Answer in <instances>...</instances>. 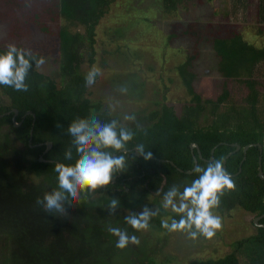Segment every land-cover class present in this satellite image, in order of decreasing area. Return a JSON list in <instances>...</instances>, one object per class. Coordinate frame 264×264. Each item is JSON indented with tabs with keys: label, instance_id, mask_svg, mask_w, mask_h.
<instances>
[{
	"label": "trees",
	"instance_id": "1",
	"mask_svg": "<svg viewBox=\"0 0 264 264\" xmlns=\"http://www.w3.org/2000/svg\"><path fill=\"white\" fill-rule=\"evenodd\" d=\"M25 1L8 0L4 9L10 14L0 11V22L23 16L22 6L23 11L28 6ZM51 1L58 18L67 23L58 30L59 53L54 60L58 63L60 81L33 66L27 92L0 86V264H119L118 260H124L120 264H157L155 254L164 251L162 246L147 247L142 238L139 245L130 243L123 249L118 248V237L108 227L126 229L129 235L139 238L141 230L128 225L124 216L129 211L136 212L135 208L152 193L163 198L173 182L177 184L185 179L191 183L196 179L193 170L187 173L193 168L194 159L206 165L211 156L212 160L223 156L225 169L236 181V190L225 191L220 206L213 211L222 214L240 208L252 213L254 219L264 214V179L257 173L259 147L250 146L242 160L244 145L260 144L264 172V76L260 79L255 74L257 68H264V40L248 41L242 30L221 36L204 27V13L200 8L196 14L200 26L189 22L183 28V37L192 36L190 49L198 56L205 50L200 45L208 43L207 47L210 46L218 59L217 65L214 64L221 77L235 79L246 86L243 102L230 101V93L225 88L214 99H202L192 91L194 75L187 71V63L179 65L178 72L190 94L189 103H184L177 114L173 106L162 102L127 125L136 132L128 147L134 149L142 143L153 153V158L145 161L143 157L132 159L130 155L128 169L118 173L114 183L92 193L86 203L66 206L68 212L62 217L45 212L36 201L58 187L55 161L71 164L77 158L68 125L93 113L102 121L118 119L113 114L109 116V110L89 96L85 77L93 68L81 72L82 63L93 60L95 28L108 13L109 0ZM160 1L166 17H171L174 9L177 17L176 6L181 0ZM78 25L84 32L70 30ZM254 26L251 32L264 38V0L258 7V22ZM245 30L250 31L248 27ZM253 34L248 37L256 38ZM6 47L0 45V50ZM192 60L193 56L186 58L189 63ZM259 85L263 86V92ZM13 109L18 111L15 116L18 126L12 121ZM28 111L31 113L27 114ZM47 141L51 142V148L43 154ZM191 143L198 145L200 158L196 149L190 153ZM232 143L240 144L241 149L233 152ZM69 148L73 151L71 161L64 157ZM40 156L50 161L41 162ZM137 185L141 186L138 192ZM112 197H118L121 202L114 215L107 210ZM162 214L168 212L162 210L159 215ZM170 217L180 218L176 213ZM254 219L251 222L254 233L232 242L229 252L186 264H264V217L258 220L259 225L253 223ZM151 225L157 228L159 221ZM170 258L166 257L160 264L170 263Z\"/></svg>",
	"mask_w": 264,
	"mask_h": 264
},
{
	"label": "rangeland",
	"instance_id": "2",
	"mask_svg": "<svg viewBox=\"0 0 264 264\" xmlns=\"http://www.w3.org/2000/svg\"><path fill=\"white\" fill-rule=\"evenodd\" d=\"M7 2L8 0H0V11L9 15L10 11L4 9ZM109 2L107 15L95 28L91 47L93 60L91 62L85 60L81 65V72L97 68L101 73L96 78V83L88 86L92 101L100 102L108 110L110 103L117 104L116 111L112 114L126 125H132L133 122L124 121L125 114H134L138 117L161 106L162 102L173 106L179 114L181 106L189 103L190 99L183 78L178 72L179 65L186 62L187 71L194 75L192 91L199 94L202 99H214L225 88L230 93V101L235 104L243 102V96L247 94L246 86L235 79L224 80L221 77L214 64L215 62L217 65L218 59L213 56L210 46L207 47L208 43L200 45L205 50L198 56L195 50L190 49L192 36L183 37V28L188 27L189 22L196 25L199 23L196 8L188 2L182 0L177 4V17L176 9L172 11L171 17H166L160 0H109ZM25 3L28 6L24 11L22 6L23 16L14 20L6 18L0 22V45L14 43L41 54L45 57V63L37 69L60 81L58 63L54 60L59 53L58 30L62 24L67 23L61 22L58 18L51 0H28ZM191 16H195V21H191ZM218 19L226 22L222 13L218 15ZM247 27L250 29L247 33L245 27H241V30L245 32L244 37L248 41L255 42L257 39L260 43L264 40L263 36L257 33H254L256 38L248 37V34H253L251 31L255 26ZM70 30L84 32L80 25L72 26ZM212 30L219 35H226L230 28L225 25L215 28L213 22ZM188 56H193L191 63L186 61ZM255 74L263 79L264 68L261 67V70L260 67L257 68ZM122 85L128 86L127 94L118 91ZM259 90L263 92L262 85H259ZM161 169L165 170V167L162 166ZM27 173L29 174L28 171ZM161 184L163 185L164 181ZM177 184L181 185L183 190V186L190 183L182 179ZM135 189L138 192L141 186L137 185ZM162 199L156 193H152L135 208L136 212L142 211L144 206L168 212L154 217L149 228L141 230V236L138 238L139 240L143 238L147 247L164 248V251L155 254L157 264L168 256L171 258L167 264H186L207 257H220L232 249L230 246L232 242L254 233L255 228L251 224L254 215L240 208L222 214L214 211V214L222 217L223 227L211 239L203 235L191 239L185 232H169L161 226V221L170 222V215L173 212L171 209L162 208ZM156 220L159 221L157 228L151 225L156 224ZM122 262L124 260H118L119 264Z\"/></svg>",
	"mask_w": 264,
	"mask_h": 264
},
{
	"label": "clouds",
	"instance_id": "3",
	"mask_svg": "<svg viewBox=\"0 0 264 264\" xmlns=\"http://www.w3.org/2000/svg\"><path fill=\"white\" fill-rule=\"evenodd\" d=\"M27 2V0H26ZM45 63V57L31 49L18 47L10 43L0 50V86L10 87L17 92H27L29 74L33 66L39 68ZM101 75L99 69H91L85 77V86H92ZM118 91L127 94L128 86L122 85ZM117 104H109V116L116 111ZM124 121L135 122L134 114H125ZM139 128V125H137ZM68 134L72 137L77 158L74 163L55 165L58 174V187L46 192L36 203L46 213L63 216L66 206L86 203L96 190L109 186L118 173L128 169L130 155L143 157L145 161L153 158V153L145 145L138 143L134 149L128 145L136 132L119 119L102 121L96 114L87 118H77L68 125ZM66 160H73L71 148L64 152ZM197 178L190 184H173L163 194L162 208L171 209L179 219L162 220L161 226L169 232H185L191 239L203 235L211 239L223 227L222 217L214 214L221 204L225 191H235L237 184L232 174L224 167V157L211 160L206 165L195 163L193 168ZM120 199L112 197L107 206L110 214H115L120 206ZM160 208L144 206L140 212L129 211L124 216L125 222L140 231L149 228L150 221L159 215ZM108 231L118 237L116 247L125 248L130 243L139 245L137 236L129 235L126 229L108 227Z\"/></svg>",
	"mask_w": 264,
	"mask_h": 264
},
{
	"label": "crops",
	"instance_id": "4",
	"mask_svg": "<svg viewBox=\"0 0 264 264\" xmlns=\"http://www.w3.org/2000/svg\"><path fill=\"white\" fill-rule=\"evenodd\" d=\"M185 1L188 2V4L192 5L193 8H196V11L199 8L203 10L204 13L203 17L205 21L204 27H209L212 29L213 22L215 24V28H217L220 25H225L228 28H230L228 34L241 32V27H247L252 25L254 26L255 25L254 22H258V7H260V5L262 4V0H185ZM221 13L223 15V19L226 22H221L220 19H218V15ZM191 17L192 20L191 19L190 20L195 21V16H191ZM198 22H199L198 25L200 26V21L198 20ZM249 22L253 24L250 25ZM221 36H227V34ZM191 171L189 173H191Z\"/></svg>",
	"mask_w": 264,
	"mask_h": 264
},
{
	"label": "water",
	"instance_id": "5",
	"mask_svg": "<svg viewBox=\"0 0 264 264\" xmlns=\"http://www.w3.org/2000/svg\"><path fill=\"white\" fill-rule=\"evenodd\" d=\"M13 112H14V116L12 117V121H13V123H14L15 126H18L19 123H17L16 120H15V116L17 115L18 111H17V109H13ZM26 113L29 114V113H31V112L28 111V112H26ZM31 133H32V129L30 130V139H31ZM44 144H45L46 148H45L43 154H44L45 152H47V151L51 148V142H50V141H47V142H45ZM38 145H41V143H39ZM231 145H232L233 147H235V150H234L233 152H235V151L241 149V146H240V144H238V143H232ZM253 145H257V146L259 147V150H260V154H259V156H258V172H257V173H258V176H259L261 179H264V172H263L262 167H261V145H260V144H253V143H251V144L244 145V146L242 147V151H243V158H242V160L245 159V157H246V152H247L248 148H249L250 146H253ZM192 149H196L195 151H196V153H197V157L200 158L201 154H200V151H199L198 145H197L196 143H191V144H189V150H190V153H191V154H192ZM212 154H213V150H211V155H212ZM228 155H229V154H228ZM228 155H227V156H228ZM192 156H193V155H192ZM193 159H194V157H193ZM211 159H212V156H211ZM39 160H40L41 162L50 161V160H47V159L43 158L42 156L39 157ZM55 162H56L57 164L59 163L58 161H55ZM193 163H194V166H195V163H196V160H195V159L193 160ZM194 166H193V167H194ZM224 167H225V160H224ZM192 169H193V168H192ZM192 169H191V170H192ZM191 170L187 171V173H189ZM240 171H241V168L238 169V172H240ZM263 201H264V197H263ZM261 217H264V214H262L261 216H257V217H255V219L253 220V223H254L255 225H259L258 220H259Z\"/></svg>",
	"mask_w": 264,
	"mask_h": 264
},
{
	"label": "flooded vegetation",
	"instance_id": "6",
	"mask_svg": "<svg viewBox=\"0 0 264 264\" xmlns=\"http://www.w3.org/2000/svg\"><path fill=\"white\" fill-rule=\"evenodd\" d=\"M114 182H115V179H113L112 183H114Z\"/></svg>",
	"mask_w": 264,
	"mask_h": 264
}]
</instances>
